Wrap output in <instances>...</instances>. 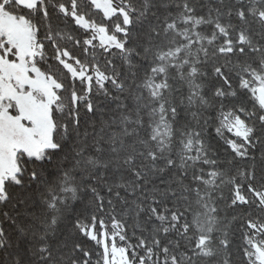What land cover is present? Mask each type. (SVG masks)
<instances>
[{
	"label": "snow or ice",
	"instance_id": "snow-or-ice-1",
	"mask_svg": "<svg viewBox=\"0 0 264 264\" xmlns=\"http://www.w3.org/2000/svg\"><path fill=\"white\" fill-rule=\"evenodd\" d=\"M0 264H264V0H0Z\"/></svg>",
	"mask_w": 264,
	"mask_h": 264
},
{
	"label": "trees",
	"instance_id": "trees-1",
	"mask_svg": "<svg viewBox=\"0 0 264 264\" xmlns=\"http://www.w3.org/2000/svg\"><path fill=\"white\" fill-rule=\"evenodd\" d=\"M3 226H4L5 228H8V225H7V223H5Z\"/></svg>",
	"mask_w": 264,
	"mask_h": 264
}]
</instances>
